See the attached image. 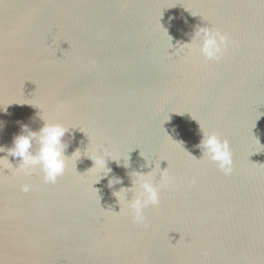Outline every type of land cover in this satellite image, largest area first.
<instances>
[{
  "label": "water",
  "instance_id": "water-1",
  "mask_svg": "<svg viewBox=\"0 0 264 264\" xmlns=\"http://www.w3.org/2000/svg\"><path fill=\"white\" fill-rule=\"evenodd\" d=\"M205 26L234 41L218 62L184 45ZM41 114L83 156L54 185L0 167V264H264V0H0V147ZM201 129L231 175L195 159ZM100 147L130 167L97 183ZM160 167L176 186L134 223L113 192Z\"/></svg>",
  "mask_w": 264,
  "mask_h": 264
},
{
  "label": "clouds",
  "instance_id": "clouds-1",
  "mask_svg": "<svg viewBox=\"0 0 264 264\" xmlns=\"http://www.w3.org/2000/svg\"><path fill=\"white\" fill-rule=\"evenodd\" d=\"M233 44L234 41L231 40L228 34L220 29L205 26L198 27L191 37V42L184 45L188 46L189 49L195 45L198 54L206 62H218L223 59L225 53ZM40 118L44 121V124L39 131H32L28 125H22L21 133L13 138L12 146L0 147V153H6V155L0 157V167L7 164L14 170V174L23 175L24 177L31 176L39 171L44 184L54 185L66 174L69 160L78 157L79 161L83 155H81L82 151L79 148L70 157L66 155L69 143L64 138L70 134L71 129L65 127L62 123L45 120L42 114ZM198 148L202 152V158H195L197 161L214 164L225 176L232 174L234 171V156L228 140L223 139L218 133L202 131V140ZM9 157L18 158L17 166H13ZM85 157L93 162V167L89 170L96 169L99 173L97 183L101 179L109 177L112 171L108 167L109 161L116 162L124 168L130 167V157L127 160L123 157L117 159L107 152L104 147L98 148L95 155ZM142 157L148 162V165L152 164L144 156ZM121 161H123L122 164ZM155 168L147 174L140 171L131 172L129 175L131 176L132 187L121 188L119 191L113 192L119 205L121 194H123V200L127 204V209L134 223L145 224L144 210L150 207H158L161 202L162 190L176 186L175 177L169 174L167 169L162 171L160 167L159 178L157 179V174L154 172ZM122 183L123 181L118 177H112L108 180L110 188ZM194 183L195 181H193ZM21 191L28 193L32 191V186L24 184L21 186ZM129 193L132 194L131 200L128 199Z\"/></svg>",
  "mask_w": 264,
  "mask_h": 264
}]
</instances>
